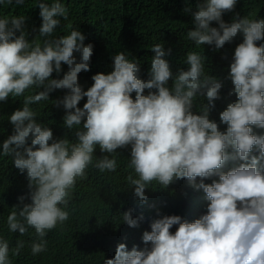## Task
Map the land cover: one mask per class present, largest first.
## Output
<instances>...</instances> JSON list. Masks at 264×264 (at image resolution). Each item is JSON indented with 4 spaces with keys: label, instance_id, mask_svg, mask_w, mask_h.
Instances as JSON below:
<instances>
[{
    "label": "clouds",
    "instance_id": "obj_1",
    "mask_svg": "<svg viewBox=\"0 0 264 264\" xmlns=\"http://www.w3.org/2000/svg\"><path fill=\"white\" fill-rule=\"evenodd\" d=\"M236 3L202 0L192 13L195 28L186 34L196 46L208 44L217 49L243 34L228 73L234 85L229 94L234 93L237 102L229 103L219 114L220 122L227 124L226 131L209 119L222 83L205 73L206 57L198 52L186 54L188 70H178L173 78L164 58L171 50L166 52L162 43L153 45L155 55L147 81L138 77V62L119 52L113 57L114 70L95 74L92 86L83 91L78 73L89 70L93 45H84L80 31L73 29L42 44L30 43L24 31L25 17L0 19V101L20 97L28 89L44 88L24 97L22 109L10 115L14 132L0 152L12 157L15 168L27 174L31 203L19 209L14 206L7 224L10 232L20 235L29 228L35 230L39 242L31 245L33 255L46 251V233L68 220L66 209L72 191L78 179L86 178L96 147L112 154L131 145L129 167L138 178L130 175L128 182L135 186L134 194L141 203L147 199L145 189L152 181L167 188L186 178L194 189L206 194L207 213L191 223L177 215L161 216L151 222V231L142 235L145 244L151 242L150 249L133 247L128 251L120 243L114 258L105 264H264V163H260L264 160V135H255L252 129L264 128V45L256 44L264 39V19L243 17L224 23L222 14L232 11ZM37 6L42 18L39 35L51 37L60 24L58 17L67 20L68 10L60 2ZM213 21L218 22L219 30L210 27ZM74 52L80 53L79 63ZM61 62L69 71L62 79H50L53 71H61ZM170 79L171 90L166 87ZM54 89L68 90L55 103L66 110L64 126L75 129V143L66 138L54 140L51 129L36 122L37 113L30 107L49 100ZM198 96H206L208 101L199 115L192 112ZM82 97H87V102L79 108ZM254 150L259 156L251 155ZM237 160L243 163L226 173L221 171L228 161ZM93 166L100 172H114L116 158L104 155L95 159ZM213 176H218V182H203ZM24 199L18 197L21 203ZM131 213L132 209L122 213V220L136 227L143 216L133 218ZM173 225H178L175 233L170 231ZM23 247L24 242L18 241L12 255L18 256ZM9 252L8 240L0 237V264H12Z\"/></svg>",
    "mask_w": 264,
    "mask_h": 264
},
{
    "label": "trees",
    "instance_id": "obj_2",
    "mask_svg": "<svg viewBox=\"0 0 264 264\" xmlns=\"http://www.w3.org/2000/svg\"><path fill=\"white\" fill-rule=\"evenodd\" d=\"M51 5L60 2L68 10V18L58 17L60 24L51 37H41L39 28L42 18L39 15L38 3ZM202 0H24L17 5L15 0H0V19L25 17L24 31L29 42L42 44L45 39H58L70 34L76 29L84 36V45L92 44L93 51L89 61V70L78 73V83L83 91H87L94 81L92 77L97 73L109 74L113 69V57L124 52L129 59H135L139 65L138 77L147 81L151 67V59L155 55L151 48L162 43L166 52L171 51L164 58L168 61L173 78L178 70H188L185 62L186 54L191 51L206 57L205 73L221 81L220 98L213 101L209 119L218 124L220 131H226L227 124L220 122L219 114L229 103L237 102L234 88L228 78L230 64L233 62L235 48L243 42V34L238 33L231 42H226L222 48L215 45L203 44L196 46L187 39V32L194 30L195 24L192 13L196 5ZM190 8V11H185ZM247 17L249 19H264V0H237L234 9L222 14L221 19L231 24L234 19ZM210 27L219 30L216 21L210 22ZM19 35V33H17ZM257 46L264 45V39L256 42ZM76 63L80 62V53H73ZM69 71V66L61 62V71H53L50 79H62ZM170 90L173 79L166 85ZM44 88L28 89L20 97H9L0 101V152L3 142L13 134L14 126L10 123V115L23 107L24 97L43 91ZM155 92L156 90H151ZM149 90L145 89L144 95ZM68 94L67 89H54L49 93V100L30 105L37 113L36 122L51 129L53 139H68L76 142L74 130L64 126L63 118L66 110L60 101ZM135 99V92L130 94ZM87 97H82L77 107L83 108ZM208 103L206 96H198L192 108L193 114H200L202 105ZM83 126V120L80 127ZM253 134L264 135V128L252 126ZM31 143V136L26 142ZM51 143V141L49 142ZM231 152V149H229ZM131 145L118 148L115 153H102L99 146L93 155L99 159L104 155L114 156L117 168L113 171L100 172L93 165L86 169L84 179H78L72 191L68 208L69 218L63 224H58L49 230L43 238L47 241V250L36 255L31 252V245L39 242L33 228H29L25 235L18 231L10 232L7 224L8 215L14 211V206L22 207L31 203L30 190L26 171L21 173L15 168L12 157L0 154V237L9 242V259L12 264H105V260L115 256L116 247L120 243L131 251L151 248V242L145 244L142 235L151 231L153 220L165 215L180 216L182 221L194 222L207 213L209 201L203 190L194 189L186 178L179 179L162 188L158 182L152 181L145 189L147 199L141 203L134 194V187L130 186L128 177L138 178L134 169L129 167ZM251 155L259 156L254 150ZM243 161H228L221 170L227 172ZM260 163H264L261 160ZM219 180L218 176L205 179V184ZM197 183L200 178H197ZM24 196L23 203L18 197ZM132 209L133 218L143 216L136 227H130L122 220V213ZM178 225L170 229L175 233ZM18 241L24 242V247L18 256H13Z\"/></svg>",
    "mask_w": 264,
    "mask_h": 264
}]
</instances>
